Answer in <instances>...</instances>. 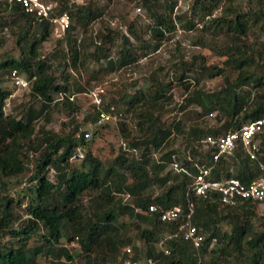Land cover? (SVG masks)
I'll use <instances>...</instances> for the list:
<instances>
[{"label":"trees","instance_id":"obj_1","mask_svg":"<svg viewBox=\"0 0 264 264\" xmlns=\"http://www.w3.org/2000/svg\"><path fill=\"white\" fill-rule=\"evenodd\" d=\"M53 1L56 12L68 11L70 26L47 51L51 24L36 20L16 1L0 0V49L7 34L18 48V56L0 52V264H42V257L49 264H75L78 259L84 264H127L146 257L154 264H264V200L239 199L231 205L217 194L197 195L191 187L195 164L212 165L215 179L236 176L248 183L262 174L264 125L256 136L257 159L239 141L232 154L214 161L216 146L204 139L264 116V0H191L187 10L178 0H134L152 20L150 38L134 22L118 33L105 20L104 8L92 0ZM96 21L101 28L85 37ZM178 25L198 30L193 44L200 51L186 59L176 56L170 66L159 65L150 72L147 86L135 81L133 92H120L109 101L103 96L100 107L117 114L123 140L117 146L109 142L107 156L96 153L95 140L110 135L111 122H98L96 103L87 112L70 98L71 71L83 82L74 80L77 91L89 92L95 81L136 64L139 51L158 50ZM204 50L221 58V65L209 63ZM89 61L100 66L91 68ZM13 70L31 79L28 89L39 107L23 103L17 113L6 112L11 92L3 83L12 80ZM216 77L223 84L208 87ZM175 82L183 87L181 100L171 90ZM59 94L64 101L58 109L67 118L62 125L69 130L62 134L42 126L37 134L40 119L49 122L52 106H59ZM176 110L180 116L167 123L164 116ZM208 117L215 122L208 124ZM84 123L94 128L81 129ZM178 136L184 139L182 150L173 146ZM34 153V171L28 175L34 182L31 193L16 201L10 194L11 178L25 175ZM173 163L189 173L176 170ZM152 204L157 211L149 210ZM190 204L192 220L204 235L198 248L183 238L181 220L160 219L162 211L179 206L186 213ZM123 215L129 223L120 220ZM132 225L143 245L129 235ZM165 235L172 237L159 244ZM65 236L80 248L61 243ZM127 246L132 253L125 251Z\"/></svg>","mask_w":264,"mask_h":264},{"label":"rangeland","instance_id":"obj_2","mask_svg":"<svg viewBox=\"0 0 264 264\" xmlns=\"http://www.w3.org/2000/svg\"><path fill=\"white\" fill-rule=\"evenodd\" d=\"M47 2H54L53 0H44ZM78 4H86L90 0H74ZM98 7L104 8V18L107 21L112 22V26L115 28V30L119 32H126L127 31V26L131 24L132 22L136 23L139 27H141L142 30H144L143 36L145 38H150L152 37L150 34L152 33L150 28L147 26L150 25L152 22L151 18L147 14V12L143 9V7L139 4H137L134 0H92ZM178 6L180 8H183L184 10L188 9L189 5L191 4V0H178L177 1ZM55 3V2H54ZM138 8H141L138 10ZM215 13L217 10L214 11ZM198 20V17H196ZM199 26V24L197 25ZM101 28V24L99 21H96L92 23L89 28L87 29L88 33L86 34L85 37H89L91 33H94L96 29ZM198 34V30H185L181 28L179 25L177 26V29L171 33L166 34L167 38L164 42H162V45L159 47L158 50L155 51H149L148 53H144L143 51H139L137 53L139 60L136 64H131L127 66L126 68L118 71V72H112L111 74H108L105 76L104 79L95 81L93 83L94 88L91 89L89 92H79L77 91V86L75 83V79H77L78 82L83 84V82L78 78L77 74L75 72H72L71 70V78L69 79V83L71 85L70 90L73 93L71 94L72 96L70 97L74 101H77L79 105L82 106L83 109H86L87 112L93 111L92 105L95 103L94 102V97L96 94H99L100 97L103 100L109 101L113 96L119 95L118 93L121 92V94L125 91L133 92V89H131V84L137 81L138 84H145V86L148 85V77L150 72L153 69H156L159 67V65H168L173 61H177L176 56H182L183 58H189L191 57L194 53H197L200 51L198 49V46L193 44V39L196 37ZM77 35L79 37H82L84 33L82 30L77 31ZM6 43L2 46L0 49V52L2 55H7L9 56H18V48L17 45H15V42L10 38L11 36L7 34L6 36ZM51 41H48L45 43V50H51L57 41V37L52 34V38L50 39ZM118 44L121 43V39H118ZM116 53V49L112 52V54ZM204 53L208 59L209 63H217L220 64L222 63L221 58L215 57L210 50H204ZM89 66L91 68H98L100 65L93 62L89 61ZM70 73V72H69ZM58 77H60L61 73L58 71L56 73ZM60 83H63V80H60ZM223 84L222 78L221 77H216L208 81V87L211 88H217L220 87ZM3 87L7 89L8 91L11 92L10 96L6 100V106L5 110L6 112H11L14 111L15 113L20 111V105L23 103L25 104H31L34 103L37 107L40 106V101L39 99H34L32 95L30 94L29 89H23L18 87L13 80L9 79L3 83ZM171 90H173L176 94L177 100H181L183 97V87L178 83L175 82L173 86L171 87ZM58 98L59 106H52L51 109V120L48 122L44 118H41L38 124L36 125L37 134L41 133L39 130L42 126L46 127L47 129L51 130H60L62 134L66 133L69 130V126L66 125L63 127L62 122L66 121V115L62 110H59L58 108L61 107V102L64 101L62 100L64 97H62L60 94L56 96ZM122 109H126L125 105L121 104L120 105ZM125 115L129 117V112L124 111ZM180 113L178 110L172 111L164 116V119L167 123H170L172 120L175 118L179 117ZM82 119V117L80 118ZM209 119L207 122L208 124H212L215 122V119L212 118ZM118 118L116 120H111L109 122L110 126L109 128L111 129L110 135L106 137L99 138L95 140L94 143V150L98 154H102L104 156H107L109 153V142H112L115 146H117L120 142H122L123 138L120 137L119 132H118ZM94 128V125L90 123H84L81 126V129H88L92 130ZM184 139L181 136H178L173 143V146L176 147L177 149L182 150L184 147ZM37 155L36 153L33 154V156H30L29 161V170L25 173V175L21 177H13L11 178V183H10V194L16 199V201L19 199L20 196L26 194L27 197H29L31 193V188L34 182H31L28 178V175L33 173L34 171V161L36 159ZM80 162V161H79ZM78 162V163H79ZM53 178V175H51ZM21 178V179H20ZM263 209V208H262ZM120 220L129 223L130 220L126 215H123L120 217ZM258 223V220H257ZM227 228V227H226ZM129 235L135 236V242L137 244H142L143 241H141L137 237L136 229L133 227V225L129 228L128 230ZM169 238L168 235H165L162 240H160L159 244H163L166 239ZM73 241L68 240V237L65 236L62 239V242L65 246H72L75 247L76 249H79V245L75 243L73 245ZM36 243L35 239H31L30 245L33 246ZM42 264H49L48 257H42L41 259ZM75 264H84L81 259H78L75 261Z\"/></svg>","mask_w":264,"mask_h":264},{"label":"built area","instance_id":"obj_3","mask_svg":"<svg viewBox=\"0 0 264 264\" xmlns=\"http://www.w3.org/2000/svg\"><path fill=\"white\" fill-rule=\"evenodd\" d=\"M16 1L22 9L29 15L33 16L38 21H47L52 26V32L55 37H63L70 26V14L68 11L61 13L56 12V4L54 2H47L44 0H12ZM141 8H138L140 10ZM35 79V77H33ZM13 82L20 88L28 89L30 87L31 79L26 78L24 75L19 74L17 70L12 72ZM94 102L99 107V123H105L118 118L117 114L112 113L110 110H104L101 106L102 98L99 94L94 97ZM264 125V116L246 121L237 130L228 131L217 137L208 135L204 142L216 146V153L213 155V160L217 161L222 156L232 154L237 143L240 141L247 154L251 159H257L258 140L256 136ZM86 137H90V132L85 133ZM176 170H183L186 173L189 171L183 167H179L173 163ZM196 172L193 174V181L191 183L192 190L195 194L208 197L217 194L221 200L228 204H236L239 199H254L264 200V164H260L262 174L260 177L245 183L236 176L223 177L215 179L211 176L212 165L195 164ZM150 211H157V206L152 204L149 206ZM193 205H189L186 213L182 212L181 207L175 206L170 209L164 210L160 214V219L165 222L180 221L179 229L185 240L190 241L194 247L201 246L204 235L201 233L199 227L192 220ZM172 237V235L168 236ZM73 245L79 243L74 240ZM80 246V245H79ZM127 253H132V247H125ZM165 253H169L168 248H164ZM155 261L152 257L144 259L128 260L127 264H154Z\"/></svg>","mask_w":264,"mask_h":264}]
</instances>
